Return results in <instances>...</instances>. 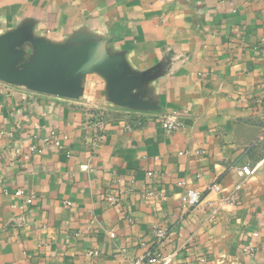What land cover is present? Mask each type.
Here are the masks:
<instances>
[{
    "label": "crops",
    "instance_id": "crops-1",
    "mask_svg": "<svg viewBox=\"0 0 264 264\" xmlns=\"http://www.w3.org/2000/svg\"><path fill=\"white\" fill-rule=\"evenodd\" d=\"M8 38L10 74L87 67L0 78V264H133L157 227L159 264H264V0H0Z\"/></svg>",
    "mask_w": 264,
    "mask_h": 264
},
{
    "label": "water",
    "instance_id": "water-1",
    "mask_svg": "<svg viewBox=\"0 0 264 264\" xmlns=\"http://www.w3.org/2000/svg\"><path fill=\"white\" fill-rule=\"evenodd\" d=\"M13 42L8 38L0 43V78L12 82H27L34 89L42 92L52 93L68 98H79L82 88L73 79V75L87 67V57L84 52L71 55L68 54L63 62L61 70L55 76L42 77L37 66H31L17 74L9 73V55L5 46Z\"/></svg>",
    "mask_w": 264,
    "mask_h": 264
},
{
    "label": "built area",
    "instance_id": "built-area-1",
    "mask_svg": "<svg viewBox=\"0 0 264 264\" xmlns=\"http://www.w3.org/2000/svg\"><path fill=\"white\" fill-rule=\"evenodd\" d=\"M162 123H163L164 129L166 132H173L181 128L182 126H184L183 116L180 114L179 111H173L172 113L164 116V118L162 119ZM1 134H5V132L1 131ZM50 137L53 139L55 145L60 144V140L55 138V134L53 131L51 132ZM30 150L34 151L35 147L31 146ZM252 172L253 170L248 165H243L237 168V175L240 177L242 182L246 181L252 175ZM211 187L216 190H220V186L218 183L212 184ZM21 193H23L22 190H18L16 192V194L18 195ZM201 199H202V193L195 188H189L186 191V193L182 196V200L191 207L196 206L201 201ZM116 200L117 198L115 196L108 197V202L112 205L116 204ZM26 202L30 203L31 198H28ZM66 203L71 204L70 202H66ZM111 236H114V234L112 233ZM154 236L156 238V241L154 243L156 244V246H154L153 244L150 248L146 250V252L140 257V259L134 262L133 264H159L160 263L162 258H161L160 251L158 250V245L168 239L169 230L164 227H157L154 230ZM88 254L92 256H97L98 251L96 250L89 251ZM170 260H171L170 257H165L163 258V263L167 264Z\"/></svg>",
    "mask_w": 264,
    "mask_h": 264
}]
</instances>
